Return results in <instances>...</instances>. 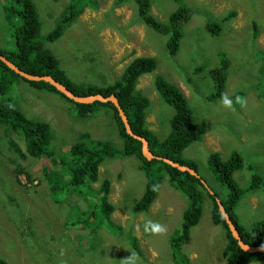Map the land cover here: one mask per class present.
Wrapping results in <instances>:
<instances>
[{"label":"rangeland","instance_id":"1","mask_svg":"<svg viewBox=\"0 0 264 264\" xmlns=\"http://www.w3.org/2000/svg\"><path fill=\"white\" fill-rule=\"evenodd\" d=\"M71 1L34 0L43 21L42 36L54 29ZM115 1L93 0L95 6H86L60 39L48 43L49 48L74 82L104 86L121 79L127 62L140 56L155 57L157 69L140 76L137 82V89L150 100L147 126L163 140L172 130L175 110L163 100L155 86V78L161 75L185 91L196 119L207 124L208 130L203 138L191 142L182 156L184 161L197 164L200 176L224 201L229 198L230 189L217 180L209 156L216 151L227 160L233 152L242 155L244 165L234 171L233 178L245 194L233 210L234 216L252 230L264 220V0H182L181 3L151 0L152 12L163 21L181 4L192 9L191 23L175 56H171L167 49L169 35L147 25L140 18L134 0H126L120 8ZM204 9L225 23L217 36H212L206 28ZM233 9L235 16L226 17ZM3 12L0 1V46L15 50L14 23L7 26ZM254 22L260 29L258 33ZM225 59L230 61L226 89L221 97L210 100L208 97L215 91L210 70ZM10 95L27 110L28 117L39 116L49 120L45 122L53 126L52 146L59 155L64 147L70 151V144L80 140L85 132L89 133H85L83 138L91 144L96 139L113 137L118 133L110 107L100 105L95 114L77 119L73 116L75 110H71L74 108L71 101L63 99L59 93H49V88L40 89L23 79L14 83ZM8 139L26 151L24 138L15 131L6 135V125H0V192L23 196L24 192L13 184L16 178L14 168L18 164L26 167L34 176L36 190L38 182H41L36 177L43 174L44 165L49 162L29 155L27 159L20 157L17 163H12L10 158L15 155L9 148ZM110 140L115 146L122 144L121 139ZM116 160L115 166H107L104 171L105 164ZM70 162L73 164V156ZM126 163L136 165L133 173L131 169L123 173L121 168H116L124 167ZM140 163L136 156L118 155L100 165V181L108 175L110 200L115 206L112 214L115 225L109 231V225L103 223V215L97 216L100 223L91 217V220H96L95 226L84 223L79 230L71 224L74 217L76 221L80 218L76 206L85 210L92 200L95 207L94 202L99 196L91 194L89 186L82 188L83 195L86 192L89 196L88 201L76 196L78 191L62 193L60 204L40 192L33 194L32 198L29 197L32 205L21 208L26 214L19 211L18 216L11 214L12 218L7 207L12 211L14 206L0 200V256L8 262L13 260L9 264H177L175 254L180 256L178 252H182L187 264H228L224 247L226 233L213 221L208 197L203 202L201 219L190 228L187 240L176 246L172 245L170 238L172 234L179 236L184 214L191 203L170 184L168 177L160 183L151 207L137 214L136 205L148 181L147 172L141 170ZM69 167L71 169L72 165ZM11 173V179L2 177ZM22 180L28 184L26 174L22 175ZM91 185L97 187L99 183ZM12 186L17 190L15 193L9 190ZM29 221L35 226L34 232L28 227ZM120 224L124 228L119 231L117 226ZM129 232L138 239L143 255L134 248ZM183 254L179 257V264H185ZM251 264H264V261Z\"/></svg>","mask_w":264,"mask_h":264},{"label":"trees","instance_id":"2","mask_svg":"<svg viewBox=\"0 0 264 264\" xmlns=\"http://www.w3.org/2000/svg\"><path fill=\"white\" fill-rule=\"evenodd\" d=\"M0 1L2 3V9L4 10L3 17L7 20V26L14 23L15 28V50H11L6 46H0L1 53L29 73L53 75L56 79L69 86L76 94L90 95L101 91L105 96H109L113 94V92L117 93L121 104L129 116L128 118L132 129L137 134L146 137L150 141L149 143L152 151L159 156V158L154 157L149 160L144 155L143 142L127 132L119 110L111 101L107 103L97 101L93 104L76 102L48 82L31 81L24 78L0 59V125H6V135L15 131L22 136L26 142V151L19 144L13 143L11 139H8V142L12 150L17 152L23 159H26L29 155H34L33 158H42L45 159L46 162H49L48 165H44L43 174L36 177V179H40L41 181L38 182L36 190L33 186V181L35 179L30 171L25 169L26 167L20 166V164L14 168L16 178L13 184L16 186L17 190L23 191L24 195L21 196L19 193L18 196H12L10 192H0V200L5 203L11 202L14 206L12 211L9 210L10 207H7L8 214L11 218V214L18 216L19 211L22 214H26L22 209L32 205L29 204L31 203L29 197L32 198L33 194L36 195L40 192L42 196L51 197L53 201L60 204V202H62L60 200L62 193L66 195L73 191H78L80 195H83L82 192H84V190L82 188L89 186L88 191H90L91 194H97L99 196L98 200L94 202L95 207L92 206V200L85 210L75 205L79 209L80 218L76 221L74 217L71 224L76 225L79 230L84 223L86 225L95 226L96 220L100 223L97 216L103 215L105 218V222L103 223L106 226L109 225L107 228L109 231L115 225L112 219L115 206L110 200L111 181L105 178L98 189L90 185V183L98 181L99 176L97 168L100 163L102 164L104 159L113 158L117 155L136 156L141 160V167L147 172L149 177L146 191L136 205V212L151 207L153 201L156 199L160 183L166 175L170 176V184L189 198L191 204L184 214V222L181 227L182 231L179 236L172 234L170 238L173 246L185 242L189 237L190 228L201 219L203 215V202L206 195L212 199L213 221L221 225V231L223 233L225 231L226 233L227 243H225L224 247L226 246L225 256L227 257L228 264H251L250 262L264 261V252H252L240 246L238 239L233 236L230 230L229 224L223 215L218 201V199H221L228 214L235 222L243 239L247 243L252 245H264V220L257 223L254 228L250 230L234 216L233 208L238 205L245 194V191L239 187L233 178L234 171L244 165L242 155L236 151L233 152L231 157L227 160L222 157L220 152L216 151L211 152L209 156V163L217 180L225 183L230 189L229 198L225 201L217 192L211 194L208 191L209 189L202 181V176L199 177L189 171H183L166 160L173 159L183 165L193 167L198 171L197 164L184 161L182 153L191 142L201 140L207 132L208 127L205 122L196 119L192 107L185 95V91H182L177 84L161 75H157L155 78V86L163 100L172 105L175 110L171 120L172 130L163 140L159 138L154 130L147 126L146 117L150 100L137 89V82L140 76L151 73L157 69L158 61L155 57H136L127 65L121 79L116 80L112 85L104 86L105 88L96 86L94 83L85 84L80 81L74 82L70 76H68L66 70L62 68L59 58H57L49 48L50 45H48V43H52L62 37L66 29L84 12L85 7L94 5L93 0H72L66 6L63 17L58 19L54 29L48 34H45V36L41 35L43 21L41 20L34 0ZM125 1L126 0H116L115 5L121 7L125 4ZM134 1L140 18L144 20L147 25L153 27L161 34L169 35L167 49L171 56H175L177 50H179L180 42L191 23L193 17L192 9L186 4H181L176 10L170 13L167 20L163 21L158 19L152 12L151 0ZM175 1L179 3L182 2V0ZM250 6L251 9H255L252 5ZM203 13L206 14V28L208 32L212 36H217V34L223 30V25L225 23L219 18H214L209 10L204 9ZM235 13L234 9L229 10L226 17L232 18L235 16ZM52 20L54 22V17H52ZM112 25L116 24L112 23ZM254 26L255 32L258 33L260 29L256 22H254ZM229 70L230 61L227 59L221 61L220 65L210 70L211 77L215 83V91L210 94L208 99L212 100L224 94L229 78ZM162 75L172 79L167 74ZM18 79H23L32 86L40 87V89L49 88V93H59L63 99L71 101L74 106L71 110H75L73 116L77 119H85L95 114L100 105H104L108 108L110 107L117 121L116 125L119 128L118 133H115L113 137L107 136L96 139L94 143L91 144V141L83 138L85 133H89L85 132L81 137L83 141L80 139L72 143L68 142L71 143V150L66 151L64 147L63 152L60 155L57 154V151L52 146L54 139L53 126L51 123L50 126L45 122H49V120L39 116L34 118L28 117L26 115L27 110L23 109L21 103L10 95L11 89ZM2 96H4V98H2ZM49 105L52 106L51 104ZM96 108L97 110H95ZM113 138L121 139V146H115L114 142L110 140ZM72 156L73 164L70 162ZM60 157H62V160H60ZM69 164L72 165L71 169H69ZM23 174H26L28 184L22 182ZM19 185L23 186L18 188ZM14 186L9 188V190L15 193L17 190ZM40 186L42 187L40 188ZM83 196L86 201L89 200V196L86 195V192ZM82 214L86 215V217ZM91 217H94L96 220H91ZM27 224L30 230L34 232L35 226L33 222L29 221ZM66 224L69 225L70 223L66 222ZM118 227L120 231L122 227L117 226V228ZM129 235L133 239L132 242L134 241V248L143 255L138 239L135 238L134 234L132 235L131 232H129ZM178 254L182 256L183 253L178 252ZM180 256L175 254L174 259L177 264H179ZM183 259L185 260V264H187L188 261L184 254ZM0 264H8V262L4 257L0 256Z\"/></svg>","mask_w":264,"mask_h":264},{"label":"water","instance_id":"3","mask_svg":"<svg viewBox=\"0 0 264 264\" xmlns=\"http://www.w3.org/2000/svg\"><path fill=\"white\" fill-rule=\"evenodd\" d=\"M0 59L3 60L10 68L15 70L17 73H19L21 76H23L24 78H26L28 80H31V81L32 80L43 81V79H45V77H43L44 75L32 74V73H29V72L21 69L18 65L14 64L7 56H5L1 52H0ZM46 79H48V80H45V81H48V82L54 84L61 92H63L68 97L76 100L77 102H80V103H93V102H96V101L100 100V101H112V102L115 101L117 103V100H116L117 96L115 94H114V97H112V99H109L108 97L104 96L102 93L93 94V95H87V96H80V95L75 94L70 88L63 87L62 85H58L59 82L57 80H55L52 76H50V77H48ZM118 106H119V113H120L121 118H122V120H123V122L125 124L127 132L129 134L133 135L135 138L140 139L143 142V153H144V155L149 160H151L154 157H158L159 158L158 155H154V153H152V151L150 150L149 140L146 137L141 136V135L137 134L136 132H134V130L132 129L130 120H129L125 110L119 104H118ZM166 160L169 163L173 164L174 166L178 167L179 169H181L183 171H189L192 174L201 177L197 170H195L194 168H192V167H190L188 165H183V164H181L179 162H176L173 159H166ZM203 182L206 183L205 180H203ZM218 201H219V205L221 207V210L223 212V215L225 216V218H226V220H227V222L229 224L230 230H231L233 236L238 239V242H239L240 246L243 249L248 250V251H252V252L263 251L264 250V245H262V244L261 245H252L250 243H247L243 239L238 227L236 226V224L233 221V219L231 218V216L228 214L223 202L220 199Z\"/></svg>","mask_w":264,"mask_h":264},{"label":"clouds","instance_id":"4","mask_svg":"<svg viewBox=\"0 0 264 264\" xmlns=\"http://www.w3.org/2000/svg\"><path fill=\"white\" fill-rule=\"evenodd\" d=\"M125 4H126V1H125ZM122 7V6H121ZM86 8V7H85ZM120 8V7H119ZM82 14V13H81ZM80 14V15H81ZM65 33V32H64ZM61 38V37H60ZM59 38V39H60ZM120 59H122V60H125V58H120ZM129 63L127 62V64H126V66H125V69H126V67H127V65H128ZM22 69V68H21ZM125 69H124V71H125ZM124 73V72H123ZM33 74V73H32ZM123 75V74H122ZM138 80H139V78H138ZM82 83H83V81H81ZM94 85H96V86H99V87H101V88H105L104 87V85H98V84H94ZM63 93V92H62ZM98 93H102V94H104L103 92H98ZM98 93H95V94H98ZM64 94V93H63ZM113 94H115L117 97H118V94L117 93H115V92H113ZM90 95H93V94H90ZM77 102V101H76ZM97 102V101H96ZM80 103V102H79ZM93 103H95V102H93ZM93 103H84V104H93ZM95 110H97V108L95 109ZM147 118V117H146ZM147 120V119H146ZM114 121V120H113ZM115 123V126H116V128H118V126L116 125L117 124V121L116 122H114ZM146 124H147V121H146ZM119 129V128H118ZM117 129V130H118ZM24 141H25V139H24ZM95 141V140H94ZM25 144H26V142H25ZM22 147V146H21ZM10 149H11V152H12V154H14L15 155V157L14 158H10V161L12 162V163H17V161H18V159L20 158V156H19V154L17 153V152H15V151H13L12 150V148H11V146L9 147ZM23 148V147H22ZM16 153L18 154V155H16ZM118 156V155H117ZM116 156V157H117ZM116 157H113V158H116ZM28 158V157H27ZM26 158V159H27ZM108 158H106V159H104L103 161H102V163L104 162V161H106ZM118 160H120V159H118ZM118 160H116V161H111L109 164H105V168H104V171H105V169H106V167L107 166H115V163L118 161ZM122 160H124V159H122ZM177 162V161H176ZM180 163V162H179ZM100 165H101V163L99 164V166H98V168H97V172H98V176H99V179H98V181H96L97 183H99V185L97 186V187H95V188H99V186L101 185V183L103 182V180L105 179V178H108V175L107 176H105V178L103 179V180H101L100 181ZM135 167H136V165H134V166H132V165H129V164H127L126 163V165L124 166V167H116L117 169L118 168H121L122 169V171H123V173H125L126 172V170L127 169H131V171H132V173H133V171L135 170ZM16 168V167H15ZM140 168H141V170L142 171H144V173H145V170L141 167V163H140ZM193 168V167H192ZM196 170V169H195ZM3 178H8V179H11V177H12V173L11 174H7V175H3L2 176ZM165 177H168L169 179H170V176H168V175H166ZM148 178V181H149V177H147ZM204 179H202V181H203ZM148 181H147V184H148ZM96 182H94V183H96ZM204 183V182H203ZM92 183H90V185H91ZM205 185H206V187L209 189H207L211 194H215V191L208 185V183L206 182V183H204ZM128 185H129V183H128ZM147 187V186H146ZM212 190V191H211ZM145 191H146V189H145ZM145 193V192H144ZM182 193V192H181ZM182 194H184V193H182ZM75 195L76 196H82V197H84L83 195H80V194H77V193H75ZM185 195V194H184ZM205 195V194H204ZM185 196H187V195H185ZM188 197V196H187ZM207 196L205 195V198H206ZM209 198V200H210V206H211V201H212V199H211V197H208ZM98 200V199H97ZM219 200V199H218ZM221 200V199H220ZM137 201V200H136ZM211 209H212V206H211ZM227 210V209H226ZM212 212H213V209H212ZM137 214H141L140 212H137ZM94 218V217H93ZM136 221H137V218H136ZM138 221H139V219H138ZM121 225V224H120ZM121 227L122 228H124V226H122L121 225ZM141 227V226H140ZM162 228L163 229H165V226L163 227V225H162ZM147 229V228H146ZM148 230V229H147ZM148 232H149V234L151 233V231H149L148 230ZM6 260V259H5ZM10 260V259H9ZM7 261V260H6ZM8 262V261H7ZM9 262H13V260H10ZM9 262H8V264H9ZM250 263H252V262H250Z\"/></svg>","mask_w":264,"mask_h":264},{"label":"bare ground","instance_id":"5","mask_svg":"<svg viewBox=\"0 0 264 264\" xmlns=\"http://www.w3.org/2000/svg\"><path fill=\"white\" fill-rule=\"evenodd\" d=\"M10 59V58H9ZM11 60V59H10ZM12 61V60H11ZM14 64H15V62L14 61H12ZM50 76H52V75H44L43 77H45V79H43V81H45V80H48V79H46V78H48V77H50ZM55 80H57L54 76H52ZM58 81V80H57ZM45 82H48V81H45ZM59 83H58V85H62L63 87H67V88H70L69 86H67V85H65V84H63L62 82H60V81H58ZM48 83H50V82H48ZM50 84H52V83H50ZM53 86H55L54 84H52ZM56 87V86H55ZM57 88V87H56ZM58 89V88H57ZM71 89V88H70ZM59 90V89H58ZM72 90V89H71ZM60 91V90H59ZM73 91V90H72ZM74 92V91H73ZM75 93V92H74ZM76 94V93H75ZM78 95V94H77ZM104 95V94H103ZM80 96H87V95H80ZM105 96V95H104ZM106 97H108L109 99H112V97H114V94H111V95H109V96H106ZM70 98V97H69ZM72 99V98H71ZM119 98H117L116 97V100H117V103L115 102V101H111V103H113L116 107H117V109L119 110V106H118V104L125 110V108L123 107V105L121 104V101H120V99L118 100ZM72 100H74V99H72ZM76 101V100H75ZM98 101H100V100H98ZM101 102H104V103H107V102H110V101H101ZM125 112H126V110H125ZM126 114H127V112H126ZM128 116V115H127ZM129 117V116H128ZM150 142V141H149ZM150 150L152 151V148L150 147ZM152 153H154L153 151H152ZM154 155H156L155 153H154ZM260 252H264V250L263 251H260Z\"/></svg>","mask_w":264,"mask_h":264}]
</instances>
